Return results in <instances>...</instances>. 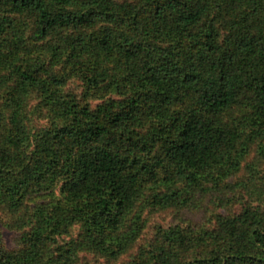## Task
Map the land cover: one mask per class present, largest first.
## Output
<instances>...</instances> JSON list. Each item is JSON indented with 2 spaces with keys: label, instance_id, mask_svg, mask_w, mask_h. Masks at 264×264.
<instances>
[{
  "label": "trees",
  "instance_id": "obj_1",
  "mask_svg": "<svg viewBox=\"0 0 264 264\" xmlns=\"http://www.w3.org/2000/svg\"><path fill=\"white\" fill-rule=\"evenodd\" d=\"M143 2L0 0V205L19 232L8 249L0 229V264L116 260L142 235L146 188L165 167L181 187L151 203L189 205L264 140V0ZM61 54L89 89L107 83L115 96L92 105L61 92L66 77L52 63ZM35 92L52 117L38 134L25 112ZM233 108L244 112L227 120ZM260 159L263 142L249 164ZM254 181L234 187L259 201ZM49 183L59 195L26 204ZM150 245L134 264H264V198L217 215L212 228L166 229Z\"/></svg>",
  "mask_w": 264,
  "mask_h": 264
},
{
  "label": "rangeland",
  "instance_id": "obj_2",
  "mask_svg": "<svg viewBox=\"0 0 264 264\" xmlns=\"http://www.w3.org/2000/svg\"><path fill=\"white\" fill-rule=\"evenodd\" d=\"M119 2L127 1L140 6L143 5V0H116ZM233 16L228 14L225 19H230ZM160 41L162 39H159ZM170 43L169 41L166 44ZM33 46V53L37 55H42L43 58H50L52 51H47L44 47ZM66 55L56 56V59L52 61L53 69L57 72L63 74L66 77V83L61 88V92H76L79 97L85 98L92 105L101 102L103 99L110 96H115L104 83L101 87L95 89H89L82 78L81 72L78 69L77 64L65 63ZM118 57L117 53H114L111 57L112 62L108 63L111 68L116 66L114 61ZM59 58H65L58 63ZM11 57H9L7 66H11ZM8 69V68H7ZM113 72V70H112ZM43 97L35 92L30 96L28 105L25 112L28 116V122L32 133L38 134L39 132L52 127V117L49 113V108L41 102ZM186 98L184 102H187ZM181 105V104H180ZM244 110L241 108H233L226 113L225 118L227 120H233V118H239L242 116ZM253 128V127H252ZM251 127H247L245 132H249ZM264 143V140H257L251 147L250 152L242 161L241 168L233 172L230 175L221 176L215 180L210 181V186L213 187L211 193L206 194V196L200 198L197 201H192L189 205L161 208L160 206H153L152 198L153 193L159 191L168 190V188L181 187L180 184L176 183L173 178L167 176V168L165 167L163 173L160 175V179L157 182L151 183L146 188L148 197L145 198L144 208V220L145 226L143 233L137 241L135 247L127 254H124L116 260H111L110 262L102 257H98L93 253H84L81 255V264H134L136 261V254L140 249L148 248L156 240H159L160 234L164 230L175 226H181L185 230L195 229L200 230L203 228H212L215 225V220L217 215H235L241 213L246 206L259 205L261 200L264 198V159L256 161L258 166L255 164H249L254 161L257 153V144ZM255 165V166H254ZM217 176V173L215 174ZM249 177H254V185L259 190L260 200L257 197H252L251 193L247 192L243 187H234L237 181L247 180ZM46 184L45 190L39 193H33L27 197L26 204L29 206H35L36 203L49 200L52 195H59V188L53 185ZM217 184V185H216ZM52 192L54 194H52ZM143 198V199H144ZM195 202V203H194ZM4 203L0 206V229L2 232L3 243L8 249H13L19 244V232L14 229L13 221L15 215L10 212L8 208L4 209ZM24 208L21 209L20 213L24 212ZM78 229L75 230L77 232Z\"/></svg>",
  "mask_w": 264,
  "mask_h": 264
}]
</instances>
